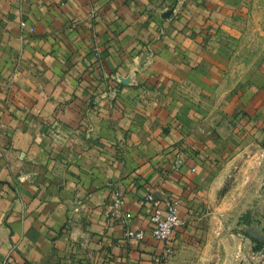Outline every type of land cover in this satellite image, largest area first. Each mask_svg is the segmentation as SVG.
Wrapping results in <instances>:
<instances>
[{
    "label": "crops",
    "instance_id": "0c3cea01",
    "mask_svg": "<svg viewBox=\"0 0 264 264\" xmlns=\"http://www.w3.org/2000/svg\"><path fill=\"white\" fill-rule=\"evenodd\" d=\"M251 1L0 0V264L181 263L149 236L152 204L188 221L264 104V64L244 70L223 32Z\"/></svg>",
    "mask_w": 264,
    "mask_h": 264
},
{
    "label": "rangeland",
    "instance_id": "374dc122",
    "mask_svg": "<svg viewBox=\"0 0 264 264\" xmlns=\"http://www.w3.org/2000/svg\"><path fill=\"white\" fill-rule=\"evenodd\" d=\"M223 32L244 70L264 64V0L245 2ZM248 113L229 131L226 155L209 162L191 218L163 243L185 250L180 264H264V104Z\"/></svg>",
    "mask_w": 264,
    "mask_h": 264
},
{
    "label": "built area",
    "instance_id": "2783aa9c",
    "mask_svg": "<svg viewBox=\"0 0 264 264\" xmlns=\"http://www.w3.org/2000/svg\"><path fill=\"white\" fill-rule=\"evenodd\" d=\"M20 27L30 32L33 31V28L29 27L25 21H20ZM193 170L194 169L192 168V171ZM147 200L152 201V197L148 195ZM109 204L111 215H115L120 212L121 208L123 207V195L119 189H114L111 192ZM178 209L179 200L173 197L166 199L162 206L153 203L150 214V222L152 225L149 228V236L161 243L168 242L173 231L182 226L184 223L183 219L179 216ZM121 216H123L121 223L125 228V236L127 238L135 239L136 241H142L146 237L147 232L143 229L130 228L126 220L128 215Z\"/></svg>",
    "mask_w": 264,
    "mask_h": 264
}]
</instances>
